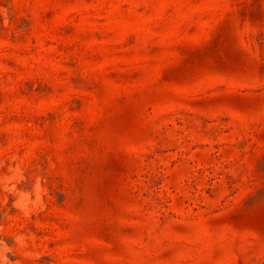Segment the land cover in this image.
<instances>
[{
    "label": "rangeland",
    "instance_id": "obj_1",
    "mask_svg": "<svg viewBox=\"0 0 264 264\" xmlns=\"http://www.w3.org/2000/svg\"><path fill=\"white\" fill-rule=\"evenodd\" d=\"M0 264H264V0H0Z\"/></svg>",
    "mask_w": 264,
    "mask_h": 264
}]
</instances>
